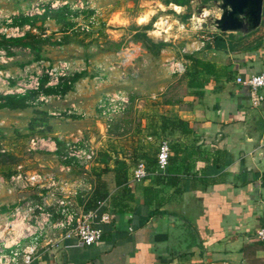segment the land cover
Segmentation results:
<instances>
[{
    "label": "crops",
    "instance_id": "1",
    "mask_svg": "<svg viewBox=\"0 0 264 264\" xmlns=\"http://www.w3.org/2000/svg\"><path fill=\"white\" fill-rule=\"evenodd\" d=\"M35 29L30 28L33 33ZM56 40L62 42L61 37ZM47 46L53 45L44 46L43 57ZM203 52L197 57L214 68L208 72L198 68L197 79L184 72L175 76L176 82L160 84L157 93L146 97H133L132 91H138L134 87L131 95L126 93L125 112L107 131L98 117L96 101L104 91L116 92L119 82H109L98 91L94 76L82 68L72 88L53 102L56 106L50 109L60 110L66 121L83 126L92 123L89 128L66 124L64 136L59 137L79 134L89 140L86 130L94 132L90 134L96 139L89 141L97 150V159L86 172L78 169L76 176L72 174L84 183L73 200L80 210H89L78 203V197L86 200L93 191L91 169L108 168L102 175L108 196L99 215L109 212L111 221L97 223L103 231L97 245L42 246L31 264H239L253 252L259 257L262 250L252 247L255 230L264 226V101L252 108L249 89L236 79L264 71V36L235 51L211 46ZM184 60L185 71L192 72L185 56ZM146 69H141L142 75L153 79L157 72ZM115 75L111 79L116 80ZM88 81L92 90L86 86ZM140 87L141 83L143 94ZM162 140L168 142L170 156L157 179L150 169ZM104 155L110 158L107 165L100 162ZM116 160L128 167L126 194L114 181ZM140 161L145 162L149 175L133 183L131 173ZM186 233L192 241L187 242Z\"/></svg>",
    "mask_w": 264,
    "mask_h": 264
},
{
    "label": "rangeland",
    "instance_id": "2",
    "mask_svg": "<svg viewBox=\"0 0 264 264\" xmlns=\"http://www.w3.org/2000/svg\"><path fill=\"white\" fill-rule=\"evenodd\" d=\"M219 3L220 0H189L185 5L179 6L172 0H0V27H5L4 21L13 16L35 15L39 10L48 6L52 10H56L60 6L68 5L73 12V16L70 18L71 26L62 28L53 21L47 22L45 25L37 22L35 25V34L50 36L51 41H55L58 37H61L62 40L60 45L47 46L49 50L44 54L43 64L53 65L66 61L72 68H86V72L92 74L93 77L97 74V68L110 67L122 46L133 45L140 48L141 55L132 69L126 71L125 79L119 80L116 74V80L108 78L97 87L94 84V87L99 91L105 84L117 81L120 83L116 88L117 91L131 95V90L136 87L138 91H132V96L146 97L150 93H157L160 84H170L175 81V76L169 75L164 66L168 59L172 57L181 59V49L186 44L201 43L202 41L206 43V38L218 34L212 22L221 14L218 8ZM166 18L171 28L167 34L161 36L157 33L152 34L154 24L164 21ZM90 19H93L94 24L90 26L88 32L82 31L81 28L86 26ZM44 28L47 29V32H44ZM238 35L235 34L233 40L239 39ZM263 36L264 2L260 27L251 33L241 45L243 47L251 45L258 42ZM151 42H163L164 46L158 51L151 47ZM210 46L206 43L205 48L193 55H203V51L209 49ZM148 50H151L153 54H150ZM24 51H22V55L12 56L13 59L7 64L0 63V68H8L10 72L17 73L20 71L18 68H23L24 65L29 64V61L30 64L41 61H32L33 57L26 50ZM142 68L144 70L147 68L150 72H157V74L153 79L150 76H143ZM140 83L143 94L139 91ZM87 85L89 90H92L90 81ZM182 91L178 90L179 93ZM108 92L110 91H104L96 102ZM54 105L56 106L54 103L45 106L31 105L22 111L0 109V150L6 151L5 153L0 152V180H5V175L12 173L17 164L25 165L26 170H36L40 166L55 169L57 164L55 159L45 154H34L27 151L28 141L31 137L64 136L65 130L63 132L62 128L66 124L74 125L75 128L91 126L92 123L83 126L80 122L73 120L68 122L65 117L50 115L49 111H52L50 108ZM43 112L48 114L47 125L32 129L31 121L34 118H44V115H41ZM86 132L94 135L90 129ZM90 133L87 134V139L95 140L96 137H91ZM76 172L79 170L75 169L73 175L76 176ZM28 196H30V192L9 194L7 187L3 186L0 189V209H3L0 214L11 211L17 205V200ZM187 236V242L192 241V236L189 234ZM261 243L262 245L254 243L252 247L255 250H262L263 253H259V257H256L253 252V254H249L247 260L239 264H264V242Z\"/></svg>",
    "mask_w": 264,
    "mask_h": 264
},
{
    "label": "built area",
    "instance_id": "3",
    "mask_svg": "<svg viewBox=\"0 0 264 264\" xmlns=\"http://www.w3.org/2000/svg\"><path fill=\"white\" fill-rule=\"evenodd\" d=\"M43 12L44 8L37 13ZM5 23V27H0V34L6 38L20 37L30 30L29 26H24L23 29L11 27V18ZM93 24V19H90L81 30L88 32ZM170 29L166 18L154 24L152 34L166 35ZM213 39V35L206 38V43L212 45ZM206 43L202 41L186 44L181 49V59L172 57L165 62L168 74L182 75L186 69L184 56L201 51L206 47ZM140 55L139 47L122 46L109 68H97V74L94 76L96 84L112 78L114 74H117L119 80L125 79L126 71L132 69ZM12 59V56H7L6 52L0 49V63L7 64ZM43 63V60L29 63L17 73L1 67L0 96H24L34 93L35 97L30 102L32 106H45L60 101V94H45L42 88L56 87L65 79L81 72L82 68H72L66 61L53 65ZM44 78L47 80L42 84ZM236 82L249 89L251 107H259L264 101V71L246 79L238 77ZM128 104V96L121 91L104 94L98 100L96 110L98 117L104 121L105 131L109 130L110 124L117 116L125 112ZM49 114L61 116V113L55 110ZM27 151L53 156L57 161L56 169L40 166L36 170H26L25 165L17 164L8 178L0 180V189L6 186L9 194L30 192V196L19 199L11 211L0 214V264H31L42 246L68 249L97 245L103 234L97 223L109 224L111 215L109 212L99 215L102 202L93 209L80 210L73 199L82 191L84 183L81 178L72 176L74 169L86 172L95 162L97 158L95 146L79 134L72 135L69 139L59 136H35L29 139ZM169 156V144L162 140L156 154V174L162 175L165 172ZM148 175L145 162L140 161L134 166L130 180L139 183ZM254 237L264 242V226L255 230Z\"/></svg>",
    "mask_w": 264,
    "mask_h": 264
},
{
    "label": "trees",
    "instance_id": "4",
    "mask_svg": "<svg viewBox=\"0 0 264 264\" xmlns=\"http://www.w3.org/2000/svg\"><path fill=\"white\" fill-rule=\"evenodd\" d=\"M172 2L176 5L181 6L188 3L189 0H172ZM71 16H73V12L71 11L68 5L61 6L56 10H52L48 6L44 9V12L41 15H35L30 17L24 14H20L19 16H15L11 18L10 26L19 27L20 29H23L24 26H29L32 29L35 28L37 22H41L43 24L46 20H52L56 25H59L62 28H66L71 26L70 23ZM234 35L235 34H230V33H218L214 36L211 46H213V48H215L216 50L229 49L235 51L237 48L243 47L241 43H243L245 39L251 35V33L248 35L239 34L238 35L239 39L237 40H233ZM60 42H61L60 40L51 41L50 36L43 37L41 34H35L31 30L26 31L23 34V36L14 37V38L12 37L6 38L4 35L0 34V49L4 50L7 56L22 55L23 50H28L29 54L33 57L32 61H39L44 59L42 54L44 46L60 45L59 44ZM151 43H152L151 47H153L158 51L164 46L163 42H157V43L151 42ZM148 51L150 52V54H153L151 50ZM185 58L190 62V68H192V72L188 73V71L186 70L184 75H190L192 79H197L198 68L208 72L209 68L215 67L214 64L197 57V55H185ZM28 63H30V61ZM78 77H79L78 74H74V76L65 79L58 86L52 88H42V91L45 94L64 95L67 91H69L72 88L73 82ZM46 80L47 79L44 78L42 80V84H44ZM34 97H35L34 93H28L24 96H17V95L0 96V109H7L10 111H22L31 106L30 102L34 99ZM41 115H44V118L41 119L34 118L31 121L30 127L32 129H34V127L47 125V121H46L47 120L46 117H48L47 112H43L41 113ZM178 124H181L182 126L184 125L186 127V124L183 123L182 121H179ZM185 127H183V131L186 130ZM109 159L110 158L108 156L104 155L101 157L100 162L107 165ZM152 164H153L152 165L153 168L150 169V171L155 172L156 158ZM107 171H109V169L106 167L91 169L92 175L94 176V180H95L93 191L90 197H88L86 200L83 199L81 200L78 197V203L79 204L84 203L86 209L95 208L99 202H102L108 196L107 185L105 181L102 180V175L105 174ZM112 171L114 173V181L116 186H123V192L125 194L126 192L128 193L129 191L126 188L127 172H128L127 165L123 161L116 160L115 167L113 168ZM10 175L11 173H8L7 175H5V178H8ZM161 176H162L161 174H156L157 179H160ZM255 241H256L255 244L262 245V243L257 239H255Z\"/></svg>",
    "mask_w": 264,
    "mask_h": 264
},
{
    "label": "water",
    "instance_id": "5",
    "mask_svg": "<svg viewBox=\"0 0 264 264\" xmlns=\"http://www.w3.org/2000/svg\"><path fill=\"white\" fill-rule=\"evenodd\" d=\"M264 0H220L221 14L212 22L218 33L248 35L261 25Z\"/></svg>",
    "mask_w": 264,
    "mask_h": 264
}]
</instances>
